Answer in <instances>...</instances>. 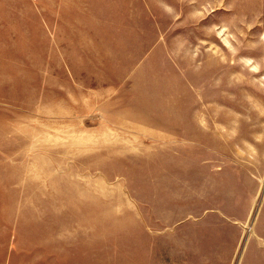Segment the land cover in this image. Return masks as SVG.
Segmentation results:
<instances>
[{"label": "rangeland", "instance_id": "rangeland-1", "mask_svg": "<svg viewBox=\"0 0 264 264\" xmlns=\"http://www.w3.org/2000/svg\"><path fill=\"white\" fill-rule=\"evenodd\" d=\"M0 264H264V0H0Z\"/></svg>", "mask_w": 264, "mask_h": 264}]
</instances>
